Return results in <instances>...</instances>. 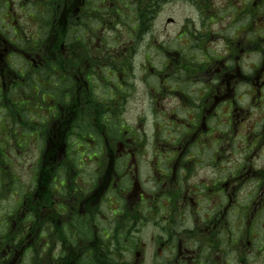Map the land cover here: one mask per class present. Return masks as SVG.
I'll list each match as a JSON object with an SVG mask.
<instances>
[{"label": "flooded vegetation", "instance_id": "flooded-vegetation-1", "mask_svg": "<svg viewBox=\"0 0 264 264\" xmlns=\"http://www.w3.org/2000/svg\"><path fill=\"white\" fill-rule=\"evenodd\" d=\"M0 264H264V0H0Z\"/></svg>", "mask_w": 264, "mask_h": 264}, {"label": "rangeland", "instance_id": "rangeland-1", "mask_svg": "<svg viewBox=\"0 0 264 264\" xmlns=\"http://www.w3.org/2000/svg\"><path fill=\"white\" fill-rule=\"evenodd\" d=\"M162 23V18L160 19V21H159V24H161Z\"/></svg>", "mask_w": 264, "mask_h": 264}]
</instances>
